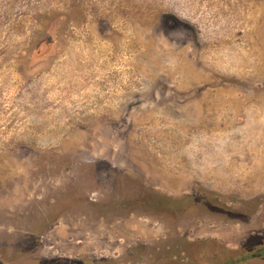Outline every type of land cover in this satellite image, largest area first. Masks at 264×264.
<instances>
[{
	"label": "rangeland",
	"instance_id": "374dc122",
	"mask_svg": "<svg viewBox=\"0 0 264 264\" xmlns=\"http://www.w3.org/2000/svg\"><path fill=\"white\" fill-rule=\"evenodd\" d=\"M164 238L264 243V0H0V264Z\"/></svg>",
	"mask_w": 264,
	"mask_h": 264
},
{
	"label": "trees",
	"instance_id": "16d2710c",
	"mask_svg": "<svg viewBox=\"0 0 264 264\" xmlns=\"http://www.w3.org/2000/svg\"><path fill=\"white\" fill-rule=\"evenodd\" d=\"M101 175V172L98 171L96 179H99ZM90 197V193H88L87 196L79 197L77 194L73 193L72 203L82 204L85 198ZM110 204L115 206V204L117 205V201ZM57 206H54L48 214H42L40 217L35 218L31 228L29 227L23 236L19 233V237H21L22 241L24 237V244H26L19 253L26 254L39 250L41 234L60 216V212L58 211L64 210L63 208H59L58 210ZM82 212L83 215L86 216L87 211L83 210ZM169 240L170 239L164 238L161 242L153 245L141 244L135 247L131 255L134 262H130L129 264H264V243L256 247L243 245L240 248H230L216 238L197 240L177 238L176 242ZM83 259L84 260L81 261L64 257L49 260L41 259L38 256V258L30 264H82V262L86 260L89 264H120L113 258L89 259V257H86Z\"/></svg>",
	"mask_w": 264,
	"mask_h": 264
}]
</instances>
